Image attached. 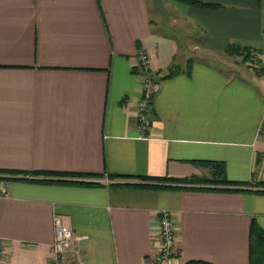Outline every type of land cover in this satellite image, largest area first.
I'll list each match as a JSON object with an SVG mask.
<instances>
[{"label":"crops","instance_id":"obj_1","mask_svg":"<svg viewBox=\"0 0 264 264\" xmlns=\"http://www.w3.org/2000/svg\"><path fill=\"white\" fill-rule=\"evenodd\" d=\"M203 1L217 5L0 0V169L21 172L0 173L7 264H48L55 214L74 231L65 264H150L165 209L180 251L168 264H251L252 220L264 228V0ZM139 49L161 75L144 129ZM225 55L247 65L229 71ZM173 63L182 70L166 76Z\"/></svg>","mask_w":264,"mask_h":264},{"label":"built area","instance_id":"obj_2","mask_svg":"<svg viewBox=\"0 0 264 264\" xmlns=\"http://www.w3.org/2000/svg\"><path fill=\"white\" fill-rule=\"evenodd\" d=\"M135 67L144 92V95L138 100L137 104V117L140 121L141 129H144L149 122V113L151 111L149 95L156 88V84L154 83L155 78L161 75L152 69L149 54L144 49L138 50ZM262 129H264V123ZM6 193V188L0 187V195ZM162 213L160 216V246L150 264H168L170 259L180 252L176 246V227L170 216V212L165 209ZM53 225L54 239L50 245L51 255L48 264H65L67 253L71 249L74 239V231L70 226L63 223L61 216L58 214H55L53 217ZM0 264H7L4 254V242L1 236Z\"/></svg>","mask_w":264,"mask_h":264},{"label":"trees","instance_id":"obj_3","mask_svg":"<svg viewBox=\"0 0 264 264\" xmlns=\"http://www.w3.org/2000/svg\"><path fill=\"white\" fill-rule=\"evenodd\" d=\"M183 1L189 4H195V5H200V6H212V5H217L211 2L203 1V0H179ZM228 53L231 55H242V60L243 61H251L253 63L252 58V53L250 50L245 48L244 46H240L239 44H231L228 48ZM190 63L191 60L188 62L187 65V71H190ZM182 70V66L179 65L178 63H173L171 67L168 70V73L166 76H172L175 73H178L179 71ZM156 90H153L149 98L154 95ZM214 162V161H213ZM217 164V175L214 176V179L216 180H222L225 182H228L229 180L226 178H223V172H224V166L220 162H214ZM221 164V165H220ZM0 173H10V174H16V173H21L18 170H1ZM35 174L38 175H44V178H41V180H58V181H76V180H62V179H57L59 176H64V175H80V173L77 172H69V171H58V170H35ZM26 173L24 172V175ZM115 175V174H112ZM47 176V177H46ZM57 176V177H53ZM51 177V178H49ZM53 177V178H52ZM222 177V178H221ZM21 178H24L21 177ZM197 178V179H196ZM159 179H173V180H186L187 178H175V177H164V178H159ZM209 180L208 178H202V177H195L190 178V180ZM82 182V181H80ZM249 261L251 264H264V228H262L259 223L256 220H252L251 227H250V236H249ZM182 264H215L211 261L204 260V259H190L185 261Z\"/></svg>","mask_w":264,"mask_h":264},{"label":"rangeland","instance_id":"obj_4","mask_svg":"<svg viewBox=\"0 0 264 264\" xmlns=\"http://www.w3.org/2000/svg\"><path fill=\"white\" fill-rule=\"evenodd\" d=\"M192 56L194 58H196V59H199V58H201L203 56H206V54L203 55V54H201V53L196 51V52L192 53ZM206 57H207L208 60H210L212 62H217V60L214 61L213 60L214 57L212 59V57L210 55H207ZM225 57H226V61L224 63L226 64V66L224 65V67H226V69H228L229 71H235L236 68H240V67L241 68H245V66L247 65L245 62H243V61L241 62V60L238 61V59H235L236 57L228 56V55H225ZM255 62L256 61L253 60V64H256ZM243 63H245V64H243ZM251 64H252V62H251Z\"/></svg>","mask_w":264,"mask_h":264}]
</instances>
